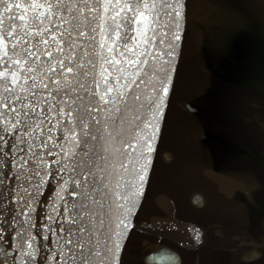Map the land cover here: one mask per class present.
Listing matches in <instances>:
<instances>
[{
	"label": "water",
	"instance_id": "obj_1",
	"mask_svg": "<svg viewBox=\"0 0 264 264\" xmlns=\"http://www.w3.org/2000/svg\"><path fill=\"white\" fill-rule=\"evenodd\" d=\"M30 2L31 0H13V3L21 4ZM37 2L44 3L45 0ZM52 2L55 3V0ZM105 2L106 0H61V7L53 10L56 14L52 17V29L60 32L66 29L71 35V40L68 35L63 37L66 63H79L78 57L83 56L84 49L89 53L83 56L84 70L92 75L77 77L84 84V89H68V96H65L63 92L57 95V90L50 85L52 98L43 97L47 103L40 104L34 113H30L31 120L22 115L21 125H17L12 132H4L0 121V264H73V259L75 264H83L85 260L89 264H99L100 261L103 264L119 262L151 170L181 52L187 0H181L183 7L178 21L173 9L166 7V4H174L175 0H153L155 7H152L147 16L152 23L148 25V32L144 37L148 40L147 44H138L141 37L137 36L136 29H143L144 23L138 25L126 19L129 12L120 13L122 26L119 31L122 38L117 40L111 31L115 28L111 17L116 0H111L108 12L102 7ZM124 2L129 0H121V3ZM90 8L96 11L90 12ZM116 11L119 12V8ZM15 15L18 17L19 13ZM27 15L31 18L32 13L28 12ZM61 16L66 21L63 25L59 22ZM177 22L179 28L176 27ZM12 23L20 22L14 19ZM102 27L110 29L103 37ZM4 30H11L7 18L4 20ZM19 31L20 28L17 27V32ZM24 31L27 32V29ZM81 31L85 33L83 37L77 35ZM153 36L155 39H152ZM175 36H179V39H175ZM132 37L136 39L133 40ZM27 39L36 43L32 37ZM69 43L75 45L78 54L73 57V61L67 60V55L71 54ZM125 45L135 52H143L139 65L142 71L128 77V83L133 80L135 83L130 88H124V97H117L120 103L101 104L98 112V97L95 95L93 79L104 90V79L100 76L103 61H107L103 63V67L112 73L108 80L113 85L117 68L123 66L127 72H135V67L127 65L124 57L120 56L125 51ZM108 46L113 48L112 55L121 61L120 65H115L112 56L108 54ZM161 53H164L162 58ZM125 55L134 58L130 52H125ZM153 56L157 59L153 60ZM145 59L146 64L143 63ZM88 60L92 63L88 64ZM160 67L164 68V72L159 71ZM153 72L159 80L153 77ZM160 81L168 85L166 95L162 92ZM120 82H126L123 74ZM153 86L156 87V93L149 91ZM87 89H93V94L89 95ZM39 91L43 92L42 89ZM158 94L164 95L163 112L154 121L157 128L152 141L151 158L147 161L148 170L144 174L143 189L129 204L132 210L127 214L128 226L121 225L117 228L119 219H123L125 213L120 207L124 202L116 194L120 193L122 196L128 191H135L131 185L135 183L139 186L136 173L139 172V165L144 163L137 152L124 148L123 144L130 143L137 137L136 128L143 127V121L148 120ZM111 95L109 94V99ZM137 95L140 97L138 100L135 99ZM50 105H56L54 115L48 111ZM61 105L71 114V119L60 113ZM16 107L19 109V105ZM116 108H119L118 112L115 111ZM0 111L7 110L0 107ZM81 120L89 124L88 129H83ZM37 121L42 123L37 126ZM105 124L108 125L107 128ZM66 130L75 131L79 141H75ZM85 131L88 135L83 134ZM25 132L29 134L24 135ZM66 152H70V155L66 156ZM125 168L128 169L127 172ZM117 184L120 185L119 188ZM81 228L84 229L83 232L80 231ZM29 233L37 250L34 257L26 254ZM69 240L71 244L67 243ZM80 244L84 247L80 248ZM97 252L100 253L99 256L96 255Z\"/></svg>",
	"mask_w": 264,
	"mask_h": 264
},
{
	"label": "flooded vegetation",
	"instance_id": "obj_2",
	"mask_svg": "<svg viewBox=\"0 0 264 264\" xmlns=\"http://www.w3.org/2000/svg\"><path fill=\"white\" fill-rule=\"evenodd\" d=\"M249 25L264 50V20ZM186 36L118 264H264V68Z\"/></svg>",
	"mask_w": 264,
	"mask_h": 264
},
{
	"label": "snow or ice",
	"instance_id": "obj_3",
	"mask_svg": "<svg viewBox=\"0 0 264 264\" xmlns=\"http://www.w3.org/2000/svg\"><path fill=\"white\" fill-rule=\"evenodd\" d=\"M111 0H106V2L102 5L105 12L109 10V4ZM61 7V0H55V3L52 0H45L44 3H39L37 0H31L28 4L21 3H13V0H0V107L6 109L7 111H0V121L3 123V131L4 132H12L13 129L17 127V125H21V116L27 120H31L32 117L30 113H34L36 108L40 106V104L47 103L46 100L43 99L44 96L52 98V91L50 90V85L57 90V95L63 92L65 96H68V92L66 90L71 89L72 91H78L80 89H84V84L77 80V77H88L92 75L91 72L84 70V60L83 56H87L89 53L86 49L83 51V56H79V63L73 61V57H77V53L75 51V45L72 43L68 44V49L70 50V55H67L68 61H73L71 64L66 63L65 59V48L63 45L65 41L63 37L65 35L69 36V40H71V35L65 29L63 32H60L58 29H52V17L56 14L54 13V8L59 9ZM141 7L144 9L149 8L148 3H143L141 5L140 0H132V2H124L121 3V0H116V3L112 6L113 16L111 19L113 20V24L115 25L114 29L111 31L116 36L117 40L122 38V35L119 31L122 26L120 22V13L121 12H132L134 22H140L141 20L144 23L143 29L137 28L136 33L137 36L141 37V40L138 44H147L148 40L145 39V34L148 32V25L152 23L147 16H145L144 12L141 11ZM151 7H155V4H152ZM166 7L172 8L175 12V16L177 17V21L181 16V9L183 4L181 0H175L174 4H166ZM119 8V12L116 9ZM40 10V11H38ZM90 12L96 11L94 8L89 9ZM31 12V18L28 17L27 13ZM19 13L18 17L15 15ZM47 13V15H46ZM171 16V13H169ZM7 18L10 29L4 30V20ZM126 19H132V17L125 16ZM14 19H18L19 24L12 23ZM60 24L63 25L66 21L63 17H60ZM17 27L20 28V31L17 32ZM79 27V25H78ZM176 27L179 28V23H176ZM27 29V32L24 29ZM6 31V35H5ZM110 31V29L101 28V36L103 37L106 32ZM78 36L83 37L85 33L83 31L77 33ZM32 37V39L36 40V43H31L27 38ZM175 39H179V36H175ZM91 39V37H90ZM131 39L135 40L136 37H132ZM155 39V36L152 37ZM115 43V41H113ZM163 43V41H161ZM43 45V47H41ZM104 45V40H101V46ZM54 46V49H53ZM171 47V45H169ZM125 51L120 53V56L124 57V61L127 65L134 66L135 72L129 73L126 69L121 66L116 69L115 72V84H111L108 80V76H111L112 73L103 67V63H107V61H103L101 64V72L100 76L104 79V90H101V84L93 79V84L95 85V95L98 97L96 100L97 111L99 112V106L101 104H109V103H120L118 100L119 97H124L126 94L124 92L125 87H132L135 83L133 80L131 83L127 82L129 76L137 75L142 71V68L139 67L141 64L140 57L143 56V52H135L133 48H129L127 45L124 46ZM35 49V50H33ZM108 54L112 56V60L115 65H120L121 61L118 60L113 53V48L108 46L107 48ZM125 52H130L133 54L134 58H129L125 55ZM164 53H161V58ZM171 55V53H169ZM157 59V57L153 56V60ZM88 64H91L92 61L88 60ZM143 63H147V59L143 60ZM160 72H164V68H159ZM121 74L124 75L125 83L120 82ZM153 77L159 80V77L155 72L152 73ZM143 83V81H141ZM151 81H149V84ZM160 86L162 88V92L164 95L168 93V85L163 81H160ZM42 89L43 92L39 90ZM151 93H156V87L153 86L149 89ZM89 95L93 94V89H87ZM109 94L111 98L109 99ZM164 95H157L156 103L151 108V115L148 120L143 121V127H137L136 133L137 137L130 143L123 144L124 148H131L133 151L138 153L139 159L144 160L143 164L139 165V172L136 173V176L139 181V186L135 183L131 185L135 191H128L126 195H120L117 193L116 195L124 202L120 207L123 208L125 216L123 219H119L117 224V228L121 225L127 227V214L131 212V207L129 204L134 200L135 196L140 194L143 189V182L145 180V173L147 172V161L151 158L150 154L153 151L152 141L155 138L157 125L154 121L158 118L159 113L163 112V102ZM71 99V97H68ZM139 95L135 97V99H139ZM151 100V97H149ZM74 102V101H73ZM17 105H19V109H17ZM56 105H50L48 111L55 114L53 109ZM28 109V111H25ZM115 111H119V108H116ZM60 113L68 116L71 119V114L66 112L63 105L60 107ZM43 115V113H41ZM91 117V113H89ZM94 118V117H92ZM139 119V117H137ZM40 121L36 122V125H40ZM83 125V129H88L89 124L81 120ZM99 123V121H97ZM108 125L105 124V128ZM31 131V129H29ZM69 135L75 140L79 141V136L75 131L66 130ZM28 132H25L24 135H28ZM84 135H88V132L85 131ZM19 139V138H18ZM51 139V136H49ZM46 146V145H45ZM15 147V145H13ZM75 144L72 145V149L74 150ZM31 150V148L29 149ZM63 150V149H62ZM65 155H70V152H66ZM131 155V153H129ZM121 167H124L121 165ZM135 169V165L133 166ZM128 169L125 168V172ZM79 183V182H77ZM119 188L120 185L117 184ZM51 219V217H49ZM47 227V225H45ZM81 232L84 231L83 228L80 229ZM19 236L20 233H17ZM68 244H71V240L67 241ZM19 246V245H18ZM80 248H83L84 245L80 244ZM36 249L31 242V234L29 233V241L28 247L26 250V254L29 257H34L36 255ZM61 257H63V252L60 253ZM97 256L100 255L99 252L96 253ZM22 264H26V262H22ZM73 264H75V260L73 259ZM83 264H89L87 260L83 262ZM99 264H103V261H100Z\"/></svg>",
	"mask_w": 264,
	"mask_h": 264
},
{
	"label": "rangeland",
	"instance_id": "obj_4",
	"mask_svg": "<svg viewBox=\"0 0 264 264\" xmlns=\"http://www.w3.org/2000/svg\"><path fill=\"white\" fill-rule=\"evenodd\" d=\"M140 3L149 4L148 9L141 7L145 16H149L153 0H140ZM127 17H132L130 20L138 25L143 22H134L132 12H129ZM252 19H257L258 24L264 20V0H187L184 31L185 34L198 32L203 37L209 33L212 38L217 37L225 47V55L232 57L243 68H264L263 48L259 44H256L258 48L255 44L253 48L246 45L245 38H251L249 23ZM262 28L264 31V26ZM185 38L189 41V37ZM196 38L200 39V36L197 35ZM200 42L203 43V40ZM189 43H192L191 40ZM185 45L186 41L182 54Z\"/></svg>",
	"mask_w": 264,
	"mask_h": 264
},
{
	"label": "trees",
	"instance_id": "obj_5",
	"mask_svg": "<svg viewBox=\"0 0 264 264\" xmlns=\"http://www.w3.org/2000/svg\"><path fill=\"white\" fill-rule=\"evenodd\" d=\"M186 34H187V32H186ZM186 34H185V31H184V35H183V44L185 43V41H186V43H187V39L185 38L186 37Z\"/></svg>",
	"mask_w": 264,
	"mask_h": 264
}]
</instances>
